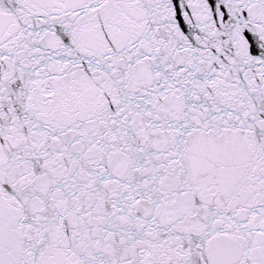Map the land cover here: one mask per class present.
I'll return each mask as SVG.
<instances>
[{"label":"snow or ice","instance_id":"snow-or-ice-1","mask_svg":"<svg viewBox=\"0 0 264 264\" xmlns=\"http://www.w3.org/2000/svg\"><path fill=\"white\" fill-rule=\"evenodd\" d=\"M0 264H264V0H0Z\"/></svg>","mask_w":264,"mask_h":264}]
</instances>
